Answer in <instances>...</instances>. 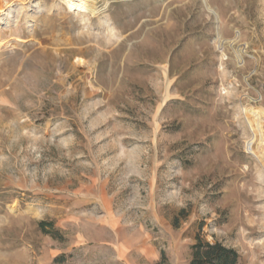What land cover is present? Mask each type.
Listing matches in <instances>:
<instances>
[{
    "label": "rangeland",
    "instance_id": "1",
    "mask_svg": "<svg viewBox=\"0 0 264 264\" xmlns=\"http://www.w3.org/2000/svg\"><path fill=\"white\" fill-rule=\"evenodd\" d=\"M65 1L0 0V264H264V0Z\"/></svg>",
    "mask_w": 264,
    "mask_h": 264
},
{
    "label": "trees",
    "instance_id": "2",
    "mask_svg": "<svg viewBox=\"0 0 264 264\" xmlns=\"http://www.w3.org/2000/svg\"><path fill=\"white\" fill-rule=\"evenodd\" d=\"M38 225L44 233L51 232L55 236L59 234L53 221L41 220ZM191 252L189 264H239L240 259V254L235 247H230L220 240L208 241L200 235H197L196 241L191 245Z\"/></svg>",
    "mask_w": 264,
    "mask_h": 264
},
{
    "label": "bare ground",
    "instance_id": "3",
    "mask_svg": "<svg viewBox=\"0 0 264 264\" xmlns=\"http://www.w3.org/2000/svg\"><path fill=\"white\" fill-rule=\"evenodd\" d=\"M66 5L71 10H81V11H89L93 9L92 6V0H66ZM263 116L255 117L250 121L251 125L255 127V125H260L262 121ZM251 149L254 151V153L257 155V157L260 158L261 162L264 166V152L263 151H257L254 149V147L251 145Z\"/></svg>",
    "mask_w": 264,
    "mask_h": 264
}]
</instances>
